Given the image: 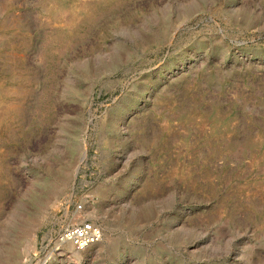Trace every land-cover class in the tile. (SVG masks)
I'll return each mask as SVG.
<instances>
[{"label":"rangeland","instance_id":"1","mask_svg":"<svg viewBox=\"0 0 264 264\" xmlns=\"http://www.w3.org/2000/svg\"><path fill=\"white\" fill-rule=\"evenodd\" d=\"M0 264H264V0H0Z\"/></svg>","mask_w":264,"mask_h":264},{"label":"built area","instance_id":"2","mask_svg":"<svg viewBox=\"0 0 264 264\" xmlns=\"http://www.w3.org/2000/svg\"><path fill=\"white\" fill-rule=\"evenodd\" d=\"M101 236V228L86 216L83 203L75 202L72 218L59 227L56 233L45 242L42 249L45 250L47 259L53 253L62 252L65 246L81 251L97 243Z\"/></svg>","mask_w":264,"mask_h":264}]
</instances>
